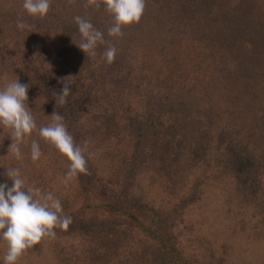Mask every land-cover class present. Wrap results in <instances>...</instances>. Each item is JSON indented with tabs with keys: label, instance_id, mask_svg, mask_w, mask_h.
<instances>
[{
	"label": "rangeland",
	"instance_id": "1",
	"mask_svg": "<svg viewBox=\"0 0 264 264\" xmlns=\"http://www.w3.org/2000/svg\"><path fill=\"white\" fill-rule=\"evenodd\" d=\"M252 7L264 12V0H253ZM8 9L14 12L10 4L0 0V88L16 77L20 83L29 84L27 102L38 127L49 124L46 117L57 111L64 116L75 142L87 140L93 153L88 159L89 174L65 184L66 158L38 133H33V138L43 155L34 163L30 142L21 146L23 159L16 160L9 152L10 136L0 129V184L11 187L6 168L18 167L26 187L52 192L61 201L63 214L72 219L67 231L57 229L56 239L29 250L20 264H158L159 256L166 264H264V213L262 219L255 211L248 219H235L231 213L232 189L223 185L218 194L211 168L200 170L197 164L177 163L174 156L168 160L153 147V138L144 136L146 131L163 126L168 111L162 107L150 111V95L144 101L139 93L130 100L132 110L125 102L123 109H118V101L93 96L88 103V99L78 102L86 98L79 97L81 111L62 112L49 95L48 81L39 69L24 62L30 59L29 52L13 57L16 61L8 59V48L36 50L27 44L26 32L12 26L14 18ZM14 13L16 20L20 12ZM75 58L79 63L66 77L75 81L82 76L73 86L78 93L88 95L89 88L96 86L93 80L97 76L92 70L85 72L88 66L83 62H91L93 57L80 54ZM147 59L152 61L153 53ZM79 70L86 75L75 73ZM136 83V92H142L143 81L139 78ZM142 118L148 120L147 127L140 126ZM5 252L6 245L0 241V264Z\"/></svg>",
	"mask_w": 264,
	"mask_h": 264
},
{
	"label": "trees",
	"instance_id": "2",
	"mask_svg": "<svg viewBox=\"0 0 264 264\" xmlns=\"http://www.w3.org/2000/svg\"><path fill=\"white\" fill-rule=\"evenodd\" d=\"M1 2L20 12L15 20L16 14L8 9L14 18L12 26L18 20L30 25V30H24L27 44L36 49L31 53L25 46L14 51L8 48V59L29 52L30 59L24 62L39 69L53 98L54 93L61 92L63 83L67 84L71 91L67 103L60 106L62 112L81 111L79 97H86L78 100L82 103L87 99L90 102L93 96L101 101H118V109H123L125 102L132 110L130 100L135 95L140 93L144 101L150 95V111L159 107L168 111L164 130L161 125L159 130L144 134L153 138V147H158L160 155L168 160L174 156L177 163L197 164L200 170L211 168L218 194L223 185L232 189L229 193L235 219H248L252 211L262 219L264 12L252 7L253 0H146L140 23L125 28L119 38L107 34L111 16L103 7L99 11L86 8V0H52L43 20L30 17L23 0ZM77 15L90 19L117 49L111 64L101 55L107 45L97 47V58L83 62L88 66L85 72L92 70L97 76L89 97L73 86L82 76L75 81L66 77L67 71L79 63L76 56L87 57L76 45L81 39L73 19ZM150 53L154 55L152 61L147 59ZM121 64L124 68L119 67ZM139 78L144 85L142 92H136ZM147 121L140 119V126L147 127ZM157 263L166 264L165 258L159 256Z\"/></svg>",
	"mask_w": 264,
	"mask_h": 264
},
{
	"label": "clouds",
	"instance_id": "3",
	"mask_svg": "<svg viewBox=\"0 0 264 264\" xmlns=\"http://www.w3.org/2000/svg\"><path fill=\"white\" fill-rule=\"evenodd\" d=\"M68 2L73 3L74 0ZM22 6L30 17L43 20L50 12L52 0H23ZM85 7L97 11L103 7L112 18V24L107 29L108 36L119 38L125 28L140 23L146 0H86ZM73 19L81 37L76 45L88 58L97 55L99 45H107L101 55L107 63H113L117 49L104 39V33L96 29L90 19L79 15ZM16 26L20 30H30V25L22 20H18ZM63 85L60 93H54L56 106H64L70 95L68 85ZM28 89L29 84L20 83L18 77L0 88V129L12 140L9 152L16 160H22L21 146L30 142L31 160L34 163L39 161L43 153L38 140L33 138V133H38L46 144L66 158L67 171L63 183L88 175V159L93 155L89 151V142L85 140L77 144L67 129L64 116L57 111L46 117L50 120L49 124L38 127L27 102ZM6 169L12 186L0 184V241L6 245L2 260L3 264H20L29 250L49 239H56L57 229L67 231L72 219L63 214L61 201L52 192L34 186L26 187V180L18 167Z\"/></svg>",
	"mask_w": 264,
	"mask_h": 264
}]
</instances>
